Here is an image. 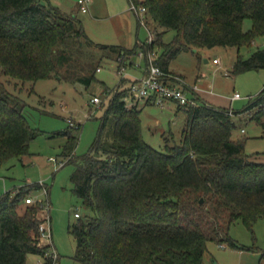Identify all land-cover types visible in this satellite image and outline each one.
<instances>
[{
    "label": "trees",
    "instance_id": "1",
    "mask_svg": "<svg viewBox=\"0 0 264 264\" xmlns=\"http://www.w3.org/2000/svg\"><path fill=\"white\" fill-rule=\"evenodd\" d=\"M132 1L145 6L164 31H174L169 42L162 31L151 45H142H158L156 61L166 73L180 52L250 46L264 35V0ZM246 19L252 22L247 31ZM72 39L94 44L75 15L40 0H0V164L28 155L39 135L24 114L25 103L7 83L65 77L64 66L73 56L66 43ZM102 46L118 60L139 49ZM260 69L264 48L238 54L231 72ZM3 76L11 79L4 82ZM127 95L128 88L116 90L99 136L84 155H74L80 126L64 132L62 154L75 166L74 191L94 210L70 227L75 258L81 264H203L211 241L239 247L229 235L232 224L241 220L253 231L264 219V162L250 159L246 140L232 138L230 110L205 102L180 107L187 114L182 142L166 143L159 151L143 139L138 105L127 107ZM256 107L252 117L264 124V88L247 109ZM110 118L111 140L103 141ZM38 189L39 183L30 184L0 195V264H26L29 254L43 256L44 264L56 262L46 255L51 245L41 241L42 208L25 203Z\"/></svg>",
    "mask_w": 264,
    "mask_h": 264
},
{
    "label": "rangeland",
    "instance_id": "2",
    "mask_svg": "<svg viewBox=\"0 0 264 264\" xmlns=\"http://www.w3.org/2000/svg\"><path fill=\"white\" fill-rule=\"evenodd\" d=\"M40 1L59 8L65 14L75 15L94 44L84 39H72L66 43L73 56L64 66L65 77L53 76L35 82L12 79L7 83L9 91L25 103L24 114L39 135L31 141L28 155L0 164V195L6 192L14 195L20 187L44 183L47 193L41 186L29 196L37 199L35 204L45 203L42 215H50L51 248L58 256L54 264H81L75 258L77 242L70 227L78 221L76 212L87 218L94 215V210L74 191L71 175L75 166L66 164L68 158L62 154L67 141L64 132L74 131L69 120L79 125L74 155L87 153L99 136L103 117L116 90L127 89L130 80L142 76L147 64L146 54L150 50L160 51L158 45L142 49V45L147 44L149 29L154 39L158 37L157 33L163 31L162 40L165 42L173 38L174 31H164L150 14L146 17L147 27L141 25L130 9L129 0H89L86 13L81 11L78 0ZM251 27V20L246 19L244 30ZM102 45L126 48L138 45L139 49L122 62L116 58V52ZM260 48H264V35L254 38L250 46L240 48L215 46L199 50V55L194 50L183 51L169 65L170 71L185 77V90L189 96L193 93L190 86L197 85L200 93L215 94L220 97L221 106H230L235 111L231 115L235 124L232 138L246 140V153L257 163L264 162V124L252 117L258 108L250 110L247 107L264 88V69L239 74H233L231 70L238 54L246 57ZM140 49L145 57L138 53ZM214 58L218 59L217 63L213 62ZM206 59L210 61L206 62ZM123 65L125 67L121 69ZM97 66L100 71L96 70ZM10 79L9 76L1 78L4 82ZM235 93L242 98L231 101ZM94 96H101L103 101L98 105L91 103ZM171 105L173 110L168 107L162 109L155 104H144L141 100L137 106L143 139L159 151L165 149L166 143L180 144L183 139L186 111L179 109L175 103ZM113 123L110 118L101 133L103 141L111 140ZM61 161L65 164L60 165ZM229 235L239 247L211 241L207 245L203 264H264L263 218L254 223L253 231L241 220L235 221ZM44 263L45 258L41 255L27 256L26 264Z\"/></svg>",
    "mask_w": 264,
    "mask_h": 264
},
{
    "label": "built area",
    "instance_id": "3",
    "mask_svg": "<svg viewBox=\"0 0 264 264\" xmlns=\"http://www.w3.org/2000/svg\"><path fill=\"white\" fill-rule=\"evenodd\" d=\"M89 0H78L80 4L81 11H87V5ZM130 9L135 13L137 16L139 23L147 27L146 24V17L148 15L147 8L142 5H138L134 1L131 0L130 2ZM154 41L153 34L149 29V37L147 39V44L151 45ZM138 53L141 56H144L143 50L140 49ZM157 51L150 50L146 54L147 64L145 68V74L141 77L134 78L131 80L130 85L128 87V95L125 97L126 105L129 108L135 107L139 104V101L143 100L144 102L153 103L161 108L166 107L169 102L176 103L179 107H191L197 106L199 102L197 99L189 96L186 93V90L174 83L168 81V77L170 76L169 73H166L160 65L157 63ZM123 58H120L122 61ZM214 63L218 62V59L213 60ZM125 66H121L123 69ZM101 68L98 67L97 71H100ZM241 98L239 93H236L233 99ZM103 101L101 96H94L91 99V103L100 104ZM233 111L230 110L229 114L233 115ZM70 124L74 128H77L79 125L74 124L71 120ZM51 160H55L51 158ZM65 162L61 161L60 165H64ZM41 186H44V183H39ZM44 191L47 193V188L44 186ZM37 199L32 195L28 196L25 199L26 204H35ZM46 202V201H45ZM42 210H44L45 203H39ZM75 216L78 218L80 217L79 213H75ZM39 231L41 233V241L43 243L50 244L52 247V232H51V224H50V215L44 216V221L41 223L39 227ZM46 255H51L54 261L57 260L58 256L56 252L51 248L46 252Z\"/></svg>",
    "mask_w": 264,
    "mask_h": 264
},
{
    "label": "crops",
    "instance_id": "4",
    "mask_svg": "<svg viewBox=\"0 0 264 264\" xmlns=\"http://www.w3.org/2000/svg\"><path fill=\"white\" fill-rule=\"evenodd\" d=\"M78 4V3H77ZM88 10H89V8L87 9V11H85L84 13H86V12H88ZM83 12V11H82ZM117 46H119V45H117ZM120 47H124V46H121L120 45ZM124 48H126V47H124ZM134 48V47H133ZM127 49H131V48H127ZM160 52V51H159ZM127 59V57L125 58V60ZM214 59H216V58H214ZM213 59V60H214ZM125 60H122V62H124ZM206 62H209L210 60L209 59H206L205 60ZM131 63V62H130ZM124 65H126V64H124ZM145 74V69H143V72H142V76ZM169 74H170V76L168 77V81L169 82H171V83H174V84H177V85H179V86H181V87H183L184 89H185V77L182 75V74H180V73H177V72H172V71H170L169 70ZM135 78V77H134ZM133 78V79H134ZM138 78V77H137ZM132 79V80H133ZM130 82H131V80H130ZM129 82V83H130ZM129 87V86H128ZM190 88H191V90H192V96L191 97H193V98H195V99H197V101L198 102H205V103H208V104H210V105H212V106H215V107H220V108H227V109H229V110H232L233 111V109L230 107V106H221L220 105V97H218V96H216L215 94H206V93H200L199 92V90H198V88H197V85H195L194 87H191L190 86ZM236 94V93H235ZM234 94V95H235ZM234 95L233 96H231V98H230V100L231 101H234V100H237V99H233V97H234ZM241 98H242V96H241ZM171 103H174V102H169L167 105H166V107H164V108H162V109H165V108H167L168 107V109H171V110H173V107H172V105H171ZM144 104H153V103H150V102H144ZM176 104V103H175ZM154 105V104H153ZM177 105V104H176ZM177 107L179 108V109H182V108H180L178 105H177ZM161 108V107H160ZM234 113H235V111H233ZM242 131L244 132V129L242 128Z\"/></svg>",
    "mask_w": 264,
    "mask_h": 264
},
{
    "label": "water",
    "instance_id": "5",
    "mask_svg": "<svg viewBox=\"0 0 264 264\" xmlns=\"http://www.w3.org/2000/svg\"><path fill=\"white\" fill-rule=\"evenodd\" d=\"M202 201V200H201Z\"/></svg>",
    "mask_w": 264,
    "mask_h": 264
}]
</instances>
